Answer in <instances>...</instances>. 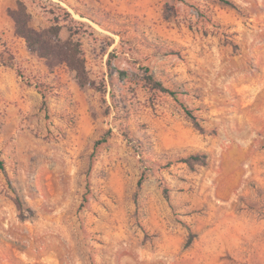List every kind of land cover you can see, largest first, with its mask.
<instances>
[{
    "label": "rangeland",
    "instance_id": "obj_1",
    "mask_svg": "<svg viewBox=\"0 0 264 264\" xmlns=\"http://www.w3.org/2000/svg\"><path fill=\"white\" fill-rule=\"evenodd\" d=\"M0 160V264H264V0H0Z\"/></svg>",
    "mask_w": 264,
    "mask_h": 264
},
{
    "label": "trees",
    "instance_id": "obj_2",
    "mask_svg": "<svg viewBox=\"0 0 264 264\" xmlns=\"http://www.w3.org/2000/svg\"><path fill=\"white\" fill-rule=\"evenodd\" d=\"M15 22H16V29L17 33L23 37H25L28 41V44L30 48L34 51H37L39 53L46 52L48 53L49 50H52V52L56 57V60L58 63L66 62L70 66H72L78 73L79 76L83 77L84 74V65L82 60L78 57L80 54V51L77 47V44L74 43L72 40H67L65 42L54 41L52 39L51 32L48 31H37L30 25V16L28 13L24 10L22 13L18 16H13ZM57 42V43H53ZM150 78V77H149ZM150 80H153L151 77ZM157 85H160V83H156ZM162 90L169 92L177 100H179V97L177 96V93L172 91L171 89H167L166 87H163L160 85ZM192 160L200 161V155H193L190 157ZM189 161V159L187 160ZM0 165L3 167V162L0 160Z\"/></svg>",
    "mask_w": 264,
    "mask_h": 264
}]
</instances>
